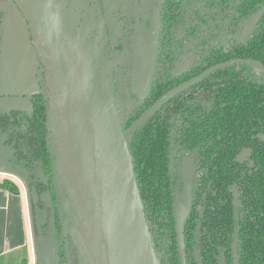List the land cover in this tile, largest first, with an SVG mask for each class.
Listing matches in <instances>:
<instances>
[{
  "label": "trees",
  "instance_id": "obj_1",
  "mask_svg": "<svg viewBox=\"0 0 264 264\" xmlns=\"http://www.w3.org/2000/svg\"><path fill=\"white\" fill-rule=\"evenodd\" d=\"M262 7L264 0H165V8L160 10L166 26L160 30L161 67L168 72L176 60L177 56H166L168 49L194 42L196 62L188 75L211 66L217 69L199 88L186 92L183 101L179 102L182 95H177L163 111L159 109L129 127L132 118L136 120L150 100L156 101L161 95L153 88L149 98L136 106L131 121L121 122L157 264H179L174 190L181 187L177 169L182 151L193 148H197L199 162L184 234L195 228L199 231L203 264H231L230 245L235 232L239 264H264V79L257 76L264 75V12L245 44H237L234 39L239 27ZM100 18L117 107L118 101L133 102L126 89L131 36L124 29H112L103 15ZM238 58L245 60L242 80L237 75ZM231 61L234 63L224 65ZM31 103V125L41 143L37 151L39 170L43 177L48 176V186L54 191L45 90L33 95ZM119 117L121 121L120 113ZM175 148L179 150L171 155ZM176 161L171 171L170 164ZM0 189L21 195L19 186L9 179L0 180ZM188 241L184 238L187 264H196ZM28 263L21 258L20 264Z\"/></svg>",
  "mask_w": 264,
  "mask_h": 264
},
{
  "label": "water",
  "instance_id": "obj_2",
  "mask_svg": "<svg viewBox=\"0 0 264 264\" xmlns=\"http://www.w3.org/2000/svg\"><path fill=\"white\" fill-rule=\"evenodd\" d=\"M9 7L23 18L43 66L56 207L75 264H157L94 9L85 0H73L70 6L66 0L0 3L3 13ZM157 42L155 24L148 39L140 36L135 42L132 86L139 98L149 92ZM210 71L164 95L149 112ZM4 167L8 165L0 160ZM32 198L36 203L35 193ZM189 205L187 185L175 208L179 243ZM34 212L38 223V208ZM36 245L41 261L52 256L54 241L40 237Z\"/></svg>",
  "mask_w": 264,
  "mask_h": 264
},
{
  "label": "flooded vegetation",
  "instance_id": "obj_3",
  "mask_svg": "<svg viewBox=\"0 0 264 264\" xmlns=\"http://www.w3.org/2000/svg\"><path fill=\"white\" fill-rule=\"evenodd\" d=\"M7 0H0L1 2H5ZM87 2L88 7L95 10V1L94 0H85ZM120 1L122 0H97V5L99 8L100 15H103L112 26V29L118 28L120 30L124 29L128 31L131 36V46H132V58H131V69L128 77V86L127 90L133 97V102H128L126 104L120 103L118 101V110L122 115L121 122L125 123L128 119L131 121L132 113L136 112V106L142 105L154 88L158 93H161L159 98L156 101L150 100V104L145 106L146 109L141 116H139L136 120L131 121V125L129 127L136 126L143 119L150 117L159 109L164 110V106L172 101L174 97L177 95H182L179 98V102L183 101L187 96L185 93L188 91H193L194 89L199 88V85L204 82L207 78L211 76V74L217 69V66H211L204 71L196 75H188L190 69L193 64H195V53H196V43H187L184 42L183 46L180 48H176L175 50H167L166 56H177L173 65L165 66V68L170 67L168 72L165 71L158 61L159 54V43H160V30L162 27H166L163 24V20L161 18V8H165V0H125V5H121ZM73 0H66L67 6L72 4ZM124 10L121 9L124 7ZM264 12V7L257 10L253 13L240 27L237 33L234 35V39L237 44H245L247 39L250 38L253 32L256 29L257 24L260 21ZM5 14L0 11V55L1 51V43L3 39V24L5 20ZM97 19V16H96ZM98 26L100 31H102V24L99 23ZM156 25L158 30V46L157 53L154 62V71L152 75V80L149 88L148 94L144 98H139L138 95L133 90L132 86V75H133V53L135 42L138 37L144 36L148 39L150 35V30L153 25ZM166 25V24H165ZM30 35V31H29ZM101 36V44L104 49L105 54L108 57V51L104 45V40ZM31 39V36H30ZM32 41V39H31ZM33 50L34 46L32 44ZM223 58L226 56L224 54ZM37 60L39 66L37 68L36 74L34 75L35 81L37 83V89L35 92L30 93L26 96H22V94L17 91L13 94H4L0 95V99L4 101H17L22 98H26L29 102V109L22 110L21 108L14 107H6L0 108V160L8 167L0 168L2 170L10 171L7 174H0L5 177V179L12 178L16 176L19 180L20 185L22 186L25 193V208L27 212V220L29 224V240L28 245V254L30 264H75L74 258V249L68 243V238L64 237L62 232V226L60 222V217L57 212L56 207V196L54 194L53 189H50L48 186V176L41 174L39 170L40 160L37 156V151L41 147V143L37 139L36 130L31 125L32 122V103L31 97L36 94H41L45 90L44 80H43V66L40 62L38 56ZM184 60H187L185 63ZM165 61V60H164ZM227 61V60H225ZM234 61L226 62L224 65L233 64ZM235 63L238 64V78L243 79L244 77V63L245 60L239 59L235 60ZM253 67H255L257 72H261L258 66L254 65V63H250ZM159 69L162 70L159 72ZM211 70L205 77H203L198 83L195 85L186 88L176 94H174L171 98L165 101L158 108L149 112L152 107L167 93L180 87L181 85L191 81L195 78H198L206 71ZM223 75V74H221ZM227 75H232L231 73ZM258 77L264 79V75H257ZM213 81V78L210 82ZM211 86V85H210ZM212 87V86H211ZM190 95V92L188 93ZM166 109V108H165ZM179 148H175L170 152V154H174L177 152ZM248 155V153H247ZM199 155L197 152V148H193L190 150H183L180 158V164L178 166V174L180 177L181 187L179 189L174 190V203H173V213H174V227L176 234V243H177V255L179 264H187L186 261V251L184 238L188 241V237H191L188 241L190 246V253L192 255V259L196 264H203L200 257V235L199 231L196 228L189 232L188 234H184V227L186 224V220L189 216L191 205H192V191H193V177L195 175V169L198 166ZM175 163L170 164L171 171L173 170L172 166H175ZM14 173V174H13ZM188 185L189 190V199L190 205L187 216L185 218L182 233H181V243L178 241L176 222H175V208L177 201L183 202L184 198V189L185 186ZM36 194V203L33 202L32 194ZM49 196V200L46 196ZM35 208L39 210V221L36 222L35 219ZM52 216V223L50 227V217ZM30 218V221H29ZM51 228V233H50ZM43 237L44 239H51L55 242L54 251L50 258H46L44 261L39 259V255L37 253V257L35 255V247L37 252L36 242L38 238ZM238 238L237 233L235 232L230 245L231 251V264H234V251L237 260V264H239L238 258ZM36 259L38 261H36Z\"/></svg>",
  "mask_w": 264,
  "mask_h": 264
},
{
  "label": "crops",
  "instance_id": "obj_4",
  "mask_svg": "<svg viewBox=\"0 0 264 264\" xmlns=\"http://www.w3.org/2000/svg\"><path fill=\"white\" fill-rule=\"evenodd\" d=\"M0 55V95L19 91L22 96L37 89L34 75L39 66L29 31L20 13L9 7L3 24ZM29 109L26 98L4 101L0 108ZM23 195L0 189V264H18L29 240V224Z\"/></svg>",
  "mask_w": 264,
  "mask_h": 264
},
{
  "label": "rangeland",
  "instance_id": "obj_5",
  "mask_svg": "<svg viewBox=\"0 0 264 264\" xmlns=\"http://www.w3.org/2000/svg\"><path fill=\"white\" fill-rule=\"evenodd\" d=\"M94 1H95L94 6H95L96 13H97V19H98L99 23H101V18H100V13H99V8H98V5H97V0H94ZM10 2H11V1H10ZM120 4H121V5H125V0L120 1ZM124 8H125V6L122 7L121 9L124 10ZM184 62L186 63L187 60H184ZM7 173H10V171H6V170H2V169H0V174H7ZM17 176H18V175H17ZM4 178H5V177H3V176L0 175V180H1V179H4ZM9 180H11V181H13L14 183L17 184V182H16L15 179L9 178ZM17 185H18V184H17ZM18 186H19V185H18ZM19 188H20V186H19ZM20 190H21V188H20ZM21 195H22V190H21ZM29 221H30V218H29ZM35 255H36V257H37L36 247H35ZM22 257H25V258L28 260V258H29L28 248H24V249L22 250V253H21L20 258H22ZM19 261H20V260H19ZM36 261H38V260L36 259ZM28 262H29L28 264H30V261H29V260H28ZM18 264H20V263H18Z\"/></svg>",
  "mask_w": 264,
  "mask_h": 264
},
{
  "label": "built area",
  "instance_id": "obj_6",
  "mask_svg": "<svg viewBox=\"0 0 264 264\" xmlns=\"http://www.w3.org/2000/svg\"><path fill=\"white\" fill-rule=\"evenodd\" d=\"M12 179H15L16 182H17V184L20 186V188H21V190H22V195H23V197H24V199H25V193H24V190H23L22 186H21L20 183H19L18 178H17L16 176H12Z\"/></svg>",
  "mask_w": 264,
  "mask_h": 264
}]
</instances>
